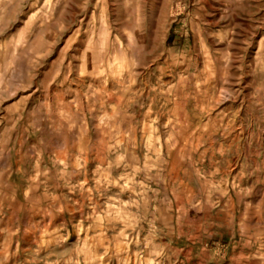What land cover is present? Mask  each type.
Masks as SVG:
<instances>
[{"label": "rangeland", "instance_id": "obj_1", "mask_svg": "<svg viewBox=\"0 0 264 264\" xmlns=\"http://www.w3.org/2000/svg\"><path fill=\"white\" fill-rule=\"evenodd\" d=\"M0 264H264V0H0Z\"/></svg>", "mask_w": 264, "mask_h": 264}]
</instances>
